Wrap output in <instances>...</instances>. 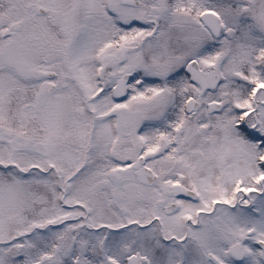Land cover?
<instances>
[{
    "label": "snow or ice",
    "instance_id": "snow-or-ice-1",
    "mask_svg": "<svg viewBox=\"0 0 264 264\" xmlns=\"http://www.w3.org/2000/svg\"><path fill=\"white\" fill-rule=\"evenodd\" d=\"M0 264H264V0H0Z\"/></svg>",
    "mask_w": 264,
    "mask_h": 264
}]
</instances>
